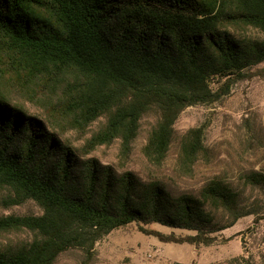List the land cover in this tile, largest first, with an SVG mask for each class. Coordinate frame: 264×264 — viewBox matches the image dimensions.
I'll list each match as a JSON object with an SVG mask.
<instances>
[{
  "label": "trees",
  "instance_id": "obj_1",
  "mask_svg": "<svg viewBox=\"0 0 264 264\" xmlns=\"http://www.w3.org/2000/svg\"><path fill=\"white\" fill-rule=\"evenodd\" d=\"M263 62L264 0H0V209H38L0 213V264H54L71 249L91 260L98 240L130 223L197 245L247 215L255 229L263 169L184 189L94 152L118 141L125 163L153 116L146 160L160 167L177 140L176 172L192 175L208 148L201 126L177 139L179 115L264 76Z\"/></svg>",
  "mask_w": 264,
  "mask_h": 264
},
{
  "label": "rangeland",
  "instance_id": "obj_2",
  "mask_svg": "<svg viewBox=\"0 0 264 264\" xmlns=\"http://www.w3.org/2000/svg\"><path fill=\"white\" fill-rule=\"evenodd\" d=\"M264 66V62L259 67ZM153 116L142 120L140 131L132 143L129 158L124 163L118 158V141L99 147L94 155L103 162L113 163L118 170L134 171L141 178L156 175L170 185L196 189L208 177L222 175L236 178L242 169L264 170V76L238 81L230 92L211 104L186 107L175 123L176 137L193 126L204 130L205 157L198 160L192 175L176 172L178 142L171 145L160 167L151 165L142 153ZM32 202L0 209V213L37 212ZM253 215L239 218L232 226L218 232L210 245L163 242L146 235L135 223L110 231L95 244V255L88 260L78 249L63 252L54 264H227L228 259L247 253V264H264V218L255 229L247 231ZM150 228L177 235L193 233L172 229L160 224ZM25 233H22V236ZM244 243V244H243Z\"/></svg>",
  "mask_w": 264,
  "mask_h": 264
}]
</instances>
